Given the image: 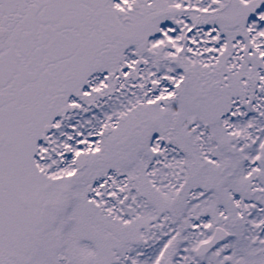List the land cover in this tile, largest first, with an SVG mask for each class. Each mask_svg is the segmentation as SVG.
Returning a JSON list of instances; mask_svg holds the SVG:
<instances>
[{
    "label": "snow or ice",
    "instance_id": "1",
    "mask_svg": "<svg viewBox=\"0 0 264 264\" xmlns=\"http://www.w3.org/2000/svg\"><path fill=\"white\" fill-rule=\"evenodd\" d=\"M0 264H264V0H0Z\"/></svg>",
    "mask_w": 264,
    "mask_h": 264
}]
</instances>
